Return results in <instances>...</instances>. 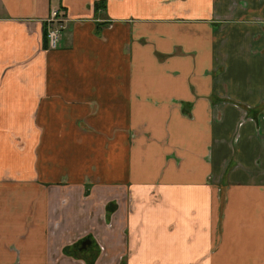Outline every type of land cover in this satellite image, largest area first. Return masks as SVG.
<instances>
[{"label": "crops", "instance_id": "1", "mask_svg": "<svg viewBox=\"0 0 264 264\" xmlns=\"http://www.w3.org/2000/svg\"><path fill=\"white\" fill-rule=\"evenodd\" d=\"M0 264H264V0H0Z\"/></svg>", "mask_w": 264, "mask_h": 264}, {"label": "built area", "instance_id": "2", "mask_svg": "<svg viewBox=\"0 0 264 264\" xmlns=\"http://www.w3.org/2000/svg\"><path fill=\"white\" fill-rule=\"evenodd\" d=\"M66 21L60 9H54L50 12L49 18L45 22V35L49 49L60 47L62 34L66 28Z\"/></svg>", "mask_w": 264, "mask_h": 264}, {"label": "water", "instance_id": "3", "mask_svg": "<svg viewBox=\"0 0 264 264\" xmlns=\"http://www.w3.org/2000/svg\"><path fill=\"white\" fill-rule=\"evenodd\" d=\"M88 242H89V241H87V242H84V243H83V245H85V244H88Z\"/></svg>", "mask_w": 264, "mask_h": 264}]
</instances>
